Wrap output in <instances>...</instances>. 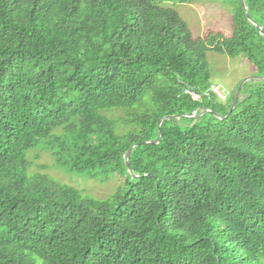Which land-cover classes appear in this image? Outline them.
Masks as SVG:
<instances>
[{
    "label": "trees",
    "instance_id": "obj_1",
    "mask_svg": "<svg viewBox=\"0 0 264 264\" xmlns=\"http://www.w3.org/2000/svg\"><path fill=\"white\" fill-rule=\"evenodd\" d=\"M165 1L0 0V264H264V79L229 112L239 85L219 99L207 61L264 76V0H244L252 21L224 0L228 36ZM40 142L123 182L100 199L29 173Z\"/></svg>",
    "mask_w": 264,
    "mask_h": 264
},
{
    "label": "rangeland",
    "instance_id": "obj_2",
    "mask_svg": "<svg viewBox=\"0 0 264 264\" xmlns=\"http://www.w3.org/2000/svg\"><path fill=\"white\" fill-rule=\"evenodd\" d=\"M166 7L174 8L181 18L186 21L194 36H203L208 31H219L228 36L232 32L231 7L224 0H178L165 1ZM207 61L210 71V82L220 85L221 91L229 97L237 85L246 77L254 75L253 66L243 55L230 57L214 51L207 52ZM237 90V89H236ZM111 118L120 119L124 115L122 110L108 112ZM29 162V173H43L60 184H69L78 188L82 193L95 198H109L123 182L119 174L108 178L90 177L88 171L71 170L55 163V157L49 148L40 142L26 153Z\"/></svg>",
    "mask_w": 264,
    "mask_h": 264
},
{
    "label": "water",
    "instance_id": "obj_3",
    "mask_svg": "<svg viewBox=\"0 0 264 264\" xmlns=\"http://www.w3.org/2000/svg\"><path fill=\"white\" fill-rule=\"evenodd\" d=\"M241 1H242V5H243V7H244V10H245V13H246V17H247V19H248L249 21H252L250 15L248 14L247 6H246V4H245V1H244V0H241ZM260 29H262V28L260 27ZM251 79H255V80H256V79H257V80H259V79H264V76L251 75V76L246 77V78H245V79L239 84V86H238V88H237V90H236L235 96H234V98H233V101H232L231 107H230V109H229V112L235 107V104H236V102H237V99H238V96H239V93H240V88H241V86H242L246 81H249V80H251ZM206 110L209 111V109H206ZM194 114H195V112L193 113V115H194ZM214 114L217 116L216 113H214ZM219 117H220V116H219ZM164 118H168V117H164ZM164 118L160 119V121H159V123H158V129L160 128L161 122L164 120ZM220 118H221V117H220ZM160 138H161V134H160V131H159L157 139L154 140V141H152V142L155 143V142L159 141ZM132 148H133V146L128 150V155H127V157H126V164H127V168H128V170H129V172H130L132 175H134L133 172H132V171L130 170V168H129V156H130V153H131Z\"/></svg>",
    "mask_w": 264,
    "mask_h": 264
},
{
    "label": "built area",
    "instance_id": "obj_4",
    "mask_svg": "<svg viewBox=\"0 0 264 264\" xmlns=\"http://www.w3.org/2000/svg\"><path fill=\"white\" fill-rule=\"evenodd\" d=\"M212 92H214L218 97L219 99L221 100H226V95L221 91L220 89V85H217V84H211L210 88H209ZM185 92L189 93L193 98H199V95L194 93L193 91L191 90H185Z\"/></svg>",
    "mask_w": 264,
    "mask_h": 264
}]
</instances>
